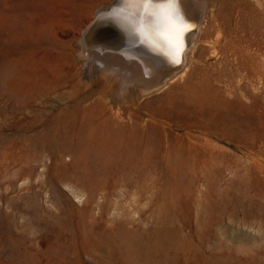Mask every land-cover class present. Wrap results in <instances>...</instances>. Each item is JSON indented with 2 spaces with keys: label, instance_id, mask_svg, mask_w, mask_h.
Returning a JSON list of instances; mask_svg holds the SVG:
<instances>
[{
  "label": "rangeland",
  "instance_id": "374dc122",
  "mask_svg": "<svg viewBox=\"0 0 264 264\" xmlns=\"http://www.w3.org/2000/svg\"><path fill=\"white\" fill-rule=\"evenodd\" d=\"M92 1L0 0V264H264V0L146 93L72 55Z\"/></svg>",
  "mask_w": 264,
  "mask_h": 264
},
{
  "label": "bare ground",
  "instance_id": "6f19581e",
  "mask_svg": "<svg viewBox=\"0 0 264 264\" xmlns=\"http://www.w3.org/2000/svg\"><path fill=\"white\" fill-rule=\"evenodd\" d=\"M203 3L204 0H179V8L187 23L179 41L180 52L174 58L167 54V48L162 43L168 37L167 31L161 30L153 34L151 17L145 16L143 9L126 3V0L92 1L88 5V19L84 23L81 21L76 28L77 35L70 40V51L72 55L91 59L98 68H104L109 72L121 71L122 83L123 80L133 79V84L129 87L146 93L174 73L183 60L186 46L195 38L192 36L194 28L204 26L206 22L208 30L204 46L213 50L220 48L218 37L220 25L211 11L214 8L205 3V8H208L206 14L202 7ZM4 20V16L0 14V28L4 26ZM63 47L68 53L66 44H63ZM110 65H115V68H111Z\"/></svg>",
  "mask_w": 264,
  "mask_h": 264
},
{
  "label": "snow or ice",
  "instance_id": "6c2138e0",
  "mask_svg": "<svg viewBox=\"0 0 264 264\" xmlns=\"http://www.w3.org/2000/svg\"><path fill=\"white\" fill-rule=\"evenodd\" d=\"M126 3L143 9V14L151 17L153 34L167 31L168 37L162 43L168 55L174 58L179 54V41L187 23L179 8V0H126Z\"/></svg>",
  "mask_w": 264,
  "mask_h": 264
}]
</instances>
